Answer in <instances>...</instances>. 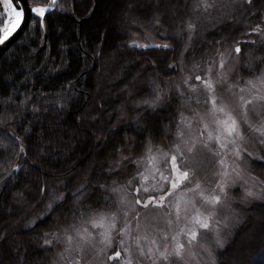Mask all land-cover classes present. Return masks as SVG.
<instances>
[{
    "label": "snow or ice",
    "instance_id": "obj_1",
    "mask_svg": "<svg viewBox=\"0 0 264 264\" xmlns=\"http://www.w3.org/2000/svg\"><path fill=\"white\" fill-rule=\"evenodd\" d=\"M68 4L0 0V44L21 28L26 10L43 41L54 11L75 13ZM114 20L95 45L74 32L75 45L58 46L60 67L70 66L64 53L73 47L83 67L57 92L26 89L17 103L14 88L0 97L15 104L0 116L7 129L0 157L12 161L0 168V215L11 221L0 230V264H239L231 249L244 211L264 204V0H123ZM133 24L144 32L121 40L110 58L142 51L111 78L102 63L88 86V60H102L110 32ZM22 66L31 78L32 65ZM166 110L175 131L169 120L157 143ZM26 113L32 119L24 123ZM45 166L52 183L34 181L26 196L21 170L26 178ZM46 221L47 230L38 227Z\"/></svg>",
    "mask_w": 264,
    "mask_h": 264
},
{
    "label": "trees",
    "instance_id": "obj_2",
    "mask_svg": "<svg viewBox=\"0 0 264 264\" xmlns=\"http://www.w3.org/2000/svg\"><path fill=\"white\" fill-rule=\"evenodd\" d=\"M28 2L31 3V0H28ZM61 2H63V0H61ZM122 3L123 0H69L68 6L74 8L75 13L53 12L52 16H50L51 26L46 34L45 46L42 49L41 46L44 40H41L39 31L35 30L34 26L31 25L34 15L31 16L20 36L0 58V97H7L9 92L14 88L18 89L14 94L17 103L23 98L26 89L32 91L42 89L45 92H57L65 81L71 80L83 67V59L79 56V52L75 47H73L70 52L66 51L64 53L66 59L70 61V66L66 68L60 67V57L57 55L58 46L62 42L75 45L78 37L73 36L74 32H80L81 35H86L90 45L99 43L97 31L102 33L107 30V27L115 23L114 18L117 16ZM90 9L94 11H90ZM56 26L63 29L62 35L56 31ZM164 26L168 27L169 31H171L170 22L165 23ZM134 32L143 33L144 29H137V26L133 24L128 33L117 35L115 30L110 32V39L105 45V57L97 61L88 60L89 64L94 65V67L89 69L92 76L88 78V86L92 85V77L97 74V69L101 68L102 63L104 64L103 73L105 77L111 78L120 75L123 61L136 59L137 54L142 50L131 48L119 49L116 58H110V54L116 48V45L121 40L133 38L132 34ZM141 38L143 37L141 36L140 39ZM216 38L218 39L219 36H216ZM252 38H255V36ZM155 39L156 41H161L158 36L155 37ZM207 39L211 40L213 36L207 35ZM198 45L199 41H197V46ZM33 49L36 51L33 52ZM120 53H123V55L121 56ZM28 54H31L30 59H23V57ZM89 54H91V49L89 50ZM156 54L159 56L165 55L164 52H158ZM166 55L171 58L173 53L167 52ZM196 55L199 57L201 53L197 52ZM189 61H191V58ZM22 65H32L31 78L25 80V77L28 76L29 73L28 69ZM57 68H59V71H53V69ZM17 69L19 71H16ZM126 71L134 74L136 69L129 67ZM170 75L175 74L170 73ZM7 77H12V79L9 80ZM130 81L131 75L123 82L117 81L116 87H123L125 83H129ZM141 83H143V81L137 82V87H139ZM140 95H146V92L140 93ZM175 107H178V105H175L174 108ZM5 109L11 113L15 111V104L11 103L6 105L0 100V116H3ZM159 118L160 127L155 131L157 143L161 142L163 138V125L168 124L169 120L173 121L171 130L175 131V117L172 116V110L160 112ZM31 119V115L26 113L24 123H27V121ZM69 119H71V117H69ZM39 127V125H36L34 131H38ZM6 130L7 129H0V138H6L3 135ZM15 131L16 134H21L22 128L16 127ZM128 133L130 135L135 134L132 129H128ZM123 134V132L120 133L121 137ZM140 139L143 138L141 137ZM49 151L51 150L49 149ZM56 159H59V157H56ZM98 159H103V157H99ZM11 162L10 158L0 157V168L9 167ZM259 165V161L253 164V168L257 173H261ZM53 166L55 167L58 165L54 164ZM47 170V166L43 169L39 167L29 168V174L26 178L23 175V170H21L20 176L24 180V183L28 184L30 188V191L28 189L25 190L26 196H31L35 193V188L33 187L34 181L42 183L48 180L49 184L52 183L53 178L45 175ZM74 184L75 181L72 185H69V187H73ZM18 187L22 188L23 185H18ZM59 191L65 190L61 188ZM95 207L103 208L104 205L101 203ZM40 210L41 209L38 208L36 212ZM244 217L245 223L239 226L241 236L238 238V242L233 245L231 256L236 259L239 264H264V204L254 202L253 206L244 211ZM10 223L11 221L7 219L6 214L0 215V230H3V228ZM48 224L49 221H46L38 227L47 230ZM20 235H24V230H21Z\"/></svg>",
    "mask_w": 264,
    "mask_h": 264
},
{
    "label": "water",
    "instance_id": "obj_3",
    "mask_svg": "<svg viewBox=\"0 0 264 264\" xmlns=\"http://www.w3.org/2000/svg\"><path fill=\"white\" fill-rule=\"evenodd\" d=\"M28 2V0H27ZM29 3V2H28ZM33 14L26 10V19L24 21V24L21 26L20 29H18L15 33H13V35L11 37L8 38V40H6L4 43L0 44V58L4 55V53L9 49V47L17 40V38L20 36V34L22 33V31L24 30V27L28 24L30 17ZM45 41L46 39H44V42L41 46V49L44 48L45 46Z\"/></svg>",
    "mask_w": 264,
    "mask_h": 264
},
{
    "label": "rangeland",
    "instance_id": "obj_4",
    "mask_svg": "<svg viewBox=\"0 0 264 264\" xmlns=\"http://www.w3.org/2000/svg\"><path fill=\"white\" fill-rule=\"evenodd\" d=\"M141 42H143V38H141ZM156 42H163V41H156ZM189 63L191 64V61H189ZM238 74H240V73H238ZM242 74L245 75V76H247V73L246 72L245 73H242ZM233 79H235V78L233 77ZM0 139H2V138H0ZM165 142L166 143H171L172 140L169 139L168 141H165ZM232 194L235 195V196H239L241 193H240V190L237 188V189H234L233 190ZM181 224H183V221H181ZM117 264H119V261H117Z\"/></svg>",
    "mask_w": 264,
    "mask_h": 264
}]
</instances>
